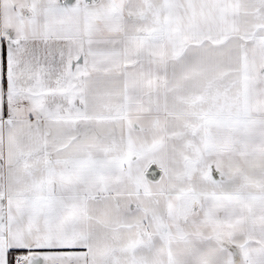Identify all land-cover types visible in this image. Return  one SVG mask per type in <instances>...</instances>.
Wrapping results in <instances>:
<instances>
[{
  "label": "snow or ice",
  "instance_id": "obj_1",
  "mask_svg": "<svg viewBox=\"0 0 264 264\" xmlns=\"http://www.w3.org/2000/svg\"><path fill=\"white\" fill-rule=\"evenodd\" d=\"M0 264H264V0H0Z\"/></svg>",
  "mask_w": 264,
  "mask_h": 264
}]
</instances>
